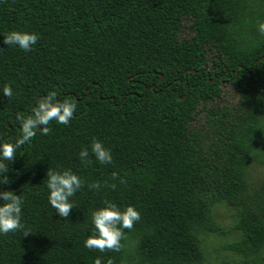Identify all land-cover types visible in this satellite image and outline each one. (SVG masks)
<instances>
[{
    "label": "trees",
    "instance_id": "16d2710c",
    "mask_svg": "<svg viewBox=\"0 0 264 264\" xmlns=\"http://www.w3.org/2000/svg\"><path fill=\"white\" fill-rule=\"evenodd\" d=\"M259 22L264 0H0V41L11 30L38 34L27 52L0 42V89L13 92L0 93V140L16 138V116L35 98L55 90L76 102L67 126L50 121L49 134L37 131L8 165L0 190L23 198L27 235L0 234V264H203L202 237L220 231L216 204L236 212L240 237L228 250L237 264H264V184L248 183L264 131ZM225 82L239 100L210 110V131L201 133L197 115ZM92 138L110 149L111 164L91 154L81 164ZM48 168L84 179L66 218L47 201ZM105 200L134 206L140 218L123 230L119 250L100 252L83 241Z\"/></svg>",
    "mask_w": 264,
    "mask_h": 264
},
{
    "label": "clouds",
    "instance_id": "9594fccd",
    "mask_svg": "<svg viewBox=\"0 0 264 264\" xmlns=\"http://www.w3.org/2000/svg\"><path fill=\"white\" fill-rule=\"evenodd\" d=\"M256 31L264 35V22H259ZM38 39V34L30 31L11 30L2 35V42L5 45H12L22 51H30ZM0 93L5 97H11L12 88L5 84ZM76 110L74 100H59L55 90L35 98L31 111L26 116H16L18 122V135L14 140H0V185H7L9 177L8 165L12 163L14 153L25 143L31 142L32 138L39 131L40 135H48L50 128L49 122L54 121L56 124L65 125L73 119ZM91 157L98 164H111L112 154L109 148L103 143L92 138L87 147L81 148L78 152V159L82 165L92 162ZM7 162V163H6ZM46 179L44 186L47 189V201L55 209L59 217L66 218L71 209L75 207L72 197L81 190L84 185V179L74 172L71 168L58 170L48 168L45 173ZM113 179L117 174L112 173ZM122 182V181H121ZM101 185L98 182L87 184L88 189L97 190ZM115 187V185H110ZM23 198L15 194L12 190H0V234L10 231L23 230L27 235V230L21 222ZM140 218L139 212L132 205L119 207L116 203L105 200L101 206L95 208L90 213L91 230L83 241V246L87 249H96L100 252L108 250H119L120 241L124 229H131L134 222ZM93 264H101L100 257L93 259ZM104 264H111L107 260Z\"/></svg>",
    "mask_w": 264,
    "mask_h": 264
},
{
    "label": "rangeland",
    "instance_id": "374dc122",
    "mask_svg": "<svg viewBox=\"0 0 264 264\" xmlns=\"http://www.w3.org/2000/svg\"><path fill=\"white\" fill-rule=\"evenodd\" d=\"M182 38L190 39L193 34L188 30L180 33ZM222 95L220 98L206 103V108L197 115L195 127L201 133L210 131V110L224 111L230 109L239 100V92L230 83L221 86ZM261 124L264 129V113L261 117ZM207 142V141H206ZM248 183L252 189H258L264 184V131L259 139L248 171ZM213 217L220 227L218 233H210L202 237V248L205 253L203 264H237L240 257L228 250V246L240 237L235 230L236 212L233 207L226 204H216L213 208ZM264 261V248L261 252Z\"/></svg>",
    "mask_w": 264,
    "mask_h": 264
},
{
    "label": "flooded vegetation",
    "instance_id": "af4514ba",
    "mask_svg": "<svg viewBox=\"0 0 264 264\" xmlns=\"http://www.w3.org/2000/svg\"><path fill=\"white\" fill-rule=\"evenodd\" d=\"M226 83V82H225Z\"/></svg>",
    "mask_w": 264,
    "mask_h": 264
}]
</instances>
